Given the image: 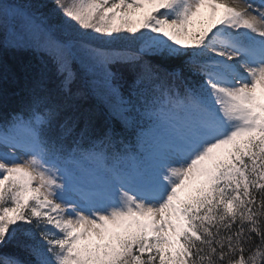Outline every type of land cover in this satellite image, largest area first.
I'll use <instances>...</instances> for the list:
<instances>
[{
    "label": "snow or ice",
    "instance_id": "snow-or-ice-1",
    "mask_svg": "<svg viewBox=\"0 0 264 264\" xmlns=\"http://www.w3.org/2000/svg\"><path fill=\"white\" fill-rule=\"evenodd\" d=\"M52 5L42 12L0 0V48L29 50L31 36L59 78L53 92L47 67L38 70L24 108L0 119V244L17 229L35 241L25 246L31 260L0 264H264V0ZM140 29L157 35L141 33L150 43L137 53L96 43ZM146 51L199 79L174 92ZM124 65L137 83L160 82L150 105L120 92ZM78 71L103 74L119 131L98 129L76 103L85 96L72 91ZM6 72L0 65V79ZM174 109L190 115L180 133L162 151L133 156L124 133ZM65 156L93 162V179L57 168Z\"/></svg>",
    "mask_w": 264,
    "mask_h": 264
},
{
    "label": "trees",
    "instance_id": "trees-1",
    "mask_svg": "<svg viewBox=\"0 0 264 264\" xmlns=\"http://www.w3.org/2000/svg\"><path fill=\"white\" fill-rule=\"evenodd\" d=\"M22 2L27 8L38 9L42 12L49 11L53 5L52 0H15ZM59 18L60 14L57 13ZM125 33L121 34L124 36ZM30 41V42H29ZM107 46L114 48L117 51L133 54L139 52L137 47H126L120 41L101 42ZM26 46L29 50H17L16 48H0V65H3L7 72L4 78L0 79V119L8 116L10 113L21 111L27 101V87L30 85L31 78L41 68L47 67L48 84L53 92L58 90L59 78L52 67L48 54L41 48L37 47L35 40H27ZM35 50H31V49ZM143 60L150 62L154 68H157L163 73L162 81L166 87H171L173 91L183 93V90L188 85H195L199 79L198 75L188 71L181 61L165 60L151 51H146L143 54ZM79 70V64L77 65ZM180 70V77L169 75ZM101 72L95 74H82L78 71L77 78L72 84V91L76 93L78 90L83 91L85 96L78 99L76 103L84 109L90 111L95 119L98 129L105 127H114L116 130L121 129L119 119L111 113V100L107 95V86L104 82ZM146 79L143 83H137L135 74L126 66H120L115 84L119 87L120 92L125 98L132 96L133 102L139 108L141 105L151 104L155 95L156 84ZM172 120L176 124V130H182L185 122L190 119L188 112L181 109L170 111L167 116L158 124H152L144 118H138L133 129L124 133L123 139L125 143L132 146V155L137 158L146 154V150L153 148L157 140L166 136H170L168 129L162 130L165 120ZM164 128V127H163ZM143 132L142 140H138L137 134ZM126 163H133L128 161ZM57 168H65L76 173L77 179L87 184L93 179V173L96 165L87 160L73 161L70 157H62L55 161ZM35 241L25 234L24 229H17L14 237L4 244H0V257L15 256L23 261L32 259L29 256L26 245L33 244Z\"/></svg>",
    "mask_w": 264,
    "mask_h": 264
},
{
    "label": "rangeland",
    "instance_id": "rangeland-1",
    "mask_svg": "<svg viewBox=\"0 0 264 264\" xmlns=\"http://www.w3.org/2000/svg\"><path fill=\"white\" fill-rule=\"evenodd\" d=\"M9 2H15V3H18V4L26 7V5L24 3L19 2V1L9 0ZM249 2H253V0H249ZM255 2L258 4L259 0H255ZM141 33H146V34L152 35V36L157 35L155 33H150L149 29H140V32H137L135 34L125 33L124 37H126V38L122 39V40H117V41H120L123 44H126V47H130V48L137 47L140 51L141 48H147V43H150V41L148 40V36L145 35L142 37ZM121 34H123V33H121ZM132 37H135V38H132ZM27 40H31V42H33L34 39L31 36H28ZM105 42L109 43V41H105ZM110 42H112V41H110ZM98 73H99V71H98ZM100 75H103V74L101 73ZM174 126L175 125L173 123H169L168 119L165 120V123L163 126L164 128L162 127V130L168 129L170 131V136L169 137L166 136V137L158 139L156 144H154V147L147 149L146 153H148L150 151H154V150H160V151L164 150L169 139L180 133L178 130L175 129L176 127H174ZM3 150L4 149L2 147H0V151H3ZM10 151H11V154L16 155L19 158L25 157V153L20 149H14V150H10ZM60 169L65 170V168H60ZM58 175H60V173H58Z\"/></svg>",
    "mask_w": 264,
    "mask_h": 264
}]
</instances>
